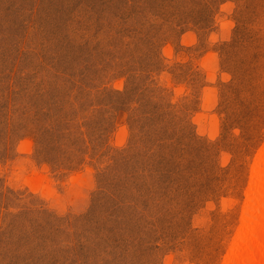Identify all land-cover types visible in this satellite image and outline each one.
Returning a JSON list of instances; mask_svg holds the SVG:
<instances>
[{"label": "rangeland", "instance_id": "374dc122", "mask_svg": "<svg viewBox=\"0 0 264 264\" xmlns=\"http://www.w3.org/2000/svg\"><path fill=\"white\" fill-rule=\"evenodd\" d=\"M263 158L264 0H0V264H230Z\"/></svg>", "mask_w": 264, "mask_h": 264}, {"label": "bare ground", "instance_id": "6f19581e", "mask_svg": "<svg viewBox=\"0 0 264 264\" xmlns=\"http://www.w3.org/2000/svg\"><path fill=\"white\" fill-rule=\"evenodd\" d=\"M252 188L245 214L247 232L230 264H264V158L254 171Z\"/></svg>", "mask_w": 264, "mask_h": 264}]
</instances>
